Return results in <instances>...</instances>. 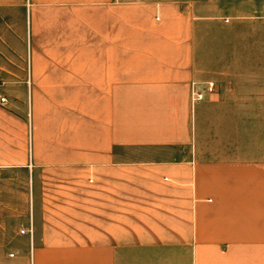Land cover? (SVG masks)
Here are the masks:
<instances>
[{
    "label": "crops",
    "instance_id": "crops-1",
    "mask_svg": "<svg viewBox=\"0 0 264 264\" xmlns=\"http://www.w3.org/2000/svg\"><path fill=\"white\" fill-rule=\"evenodd\" d=\"M119 1L0 0V170L28 175L0 264H264V133L239 85L192 100L193 3Z\"/></svg>",
    "mask_w": 264,
    "mask_h": 264
},
{
    "label": "rangeland",
    "instance_id": "rangeland-1",
    "mask_svg": "<svg viewBox=\"0 0 264 264\" xmlns=\"http://www.w3.org/2000/svg\"><path fill=\"white\" fill-rule=\"evenodd\" d=\"M126 1L129 0L119 2ZM180 1L193 3L196 14L195 85L201 88L200 98L205 96L203 89H211L214 84L237 83L239 86H230L227 92L244 96L245 119L256 121L264 133V0ZM92 22L93 10L86 9L85 35L91 34ZM84 45L86 49L93 48L92 41L86 40ZM260 140L264 144V139ZM26 177L23 170H0V209L20 211L27 207ZM12 221L6 218L5 225L12 226Z\"/></svg>",
    "mask_w": 264,
    "mask_h": 264
},
{
    "label": "built area",
    "instance_id": "built-area-1",
    "mask_svg": "<svg viewBox=\"0 0 264 264\" xmlns=\"http://www.w3.org/2000/svg\"><path fill=\"white\" fill-rule=\"evenodd\" d=\"M200 97H202V92L196 89L195 86L193 85L191 89L192 100L198 99ZM6 101H8V97L6 96V94H4V91L0 89V103H4ZM20 231L23 232L24 228L22 227Z\"/></svg>",
    "mask_w": 264,
    "mask_h": 264
}]
</instances>
